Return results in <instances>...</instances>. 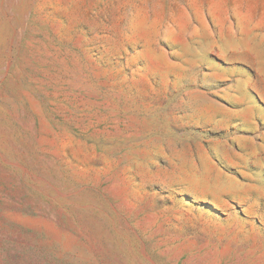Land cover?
Wrapping results in <instances>:
<instances>
[{"label": "rangeland", "instance_id": "1", "mask_svg": "<svg viewBox=\"0 0 264 264\" xmlns=\"http://www.w3.org/2000/svg\"><path fill=\"white\" fill-rule=\"evenodd\" d=\"M0 264H264V0H0Z\"/></svg>", "mask_w": 264, "mask_h": 264}]
</instances>
